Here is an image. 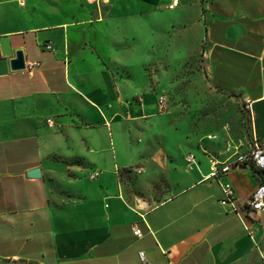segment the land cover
I'll return each mask as SVG.
<instances>
[{"label": "crops", "instance_id": "1", "mask_svg": "<svg viewBox=\"0 0 264 264\" xmlns=\"http://www.w3.org/2000/svg\"><path fill=\"white\" fill-rule=\"evenodd\" d=\"M171 1L0 0V264H264V210L239 211L257 170H230L238 213L221 204L209 161L233 156L175 120L162 133L174 143L144 139L164 116L118 71L135 68V22L176 10L164 36L194 34L208 83L250 101L264 141V0Z\"/></svg>", "mask_w": 264, "mask_h": 264}, {"label": "rangeland", "instance_id": "2", "mask_svg": "<svg viewBox=\"0 0 264 264\" xmlns=\"http://www.w3.org/2000/svg\"><path fill=\"white\" fill-rule=\"evenodd\" d=\"M141 18V22L133 26L137 31L133 42L129 40L134 45V53H131L134 57L130 60L135 68L132 73L121 72L122 68L118 71L122 78L134 83L138 91L136 97L147 93L152 105L151 117L164 116V119H150L144 139L153 144L157 141L174 143V137L167 136L165 140L162 133H167L175 120L176 126L186 131L187 142L195 141L206 150L216 149L226 156L246 151L250 133L249 124L245 125L241 113L242 104L208 83L194 34L183 36L182 42L178 41V36H164L165 30L170 29L169 19L180 18L179 12L169 10L149 20ZM144 28L145 40L142 38ZM158 95L166 98L164 112H157L154 107Z\"/></svg>", "mask_w": 264, "mask_h": 264}, {"label": "built area", "instance_id": "3", "mask_svg": "<svg viewBox=\"0 0 264 264\" xmlns=\"http://www.w3.org/2000/svg\"><path fill=\"white\" fill-rule=\"evenodd\" d=\"M177 4V0H172L170 4H168V8H173ZM47 49H51L50 44L45 46ZM37 65L36 62H27L25 64V68L30 71ZM156 110L157 112H164L166 109V98L164 95H158L156 102ZM242 107L248 113L250 112V101L248 99L243 101ZM250 119V113H249ZM47 123H52V118L46 119ZM211 138L215 136H210ZM210 177H216L219 186L221 188L222 196L220 198V203L223 205H229L231 210L235 213H238L237 208L234 206V188L231 183L225 179L227 173L233 168L241 167L243 165H251L257 171H262L264 173V141L258 140L255 136H250V143L246 151L236 153L232 160L227 162H220L215 158L210 159ZM186 164L187 166H191L195 164L194 156L192 153H188L186 155ZM130 171L135 173L140 172L141 168H129ZM96 174L90 175V178H93ZM264 210V180L261 181L256 188L252 191L250 196L245 201L244 205L239 210L244 216H252L257 211ZM248 230V228L246 227ZM132 232L136 236H140V231L133 226ZM250 233V231H248ZM138 256L140 260L145 263L144 252H139Z\"/></svg>", "mask_w": 264, "mask_h": 264}, {"label": "water", "instance_id": "4", "mask_svg": "<svg viewBox=\"0 0 264 264\" xmlns=\"http://www.w3.org/2000/svg\"><path fill=\"white\" fill-rule=\"evenodd\" d=\"M10 66L12 69H23L24 68V60L22 53L20 51L16 52L15 58L11 60ZM38 169H32L28 171V175L34 176L37 175ZM257 175L261 178V180H264V173L262 171H257Z\"/></svg>", "mask_w": 264, "mask_h": 264}, {"label": "trees", "instance_id": "5", "mask_svg": "<svg viewBox=\"0 0 264 264\" xmlns=\"http://www.w3.org/2000/svg\"><path fill=\"white\" fill-rule=\"evenodd\" d=\"M216 88H217L218 90H220V91L226 93L227 95H229V96H231V97H234V99H235L237 102H239L238 96H236V95L232 94L231 92L226 91V90H224V89H222V88H220V87H216ZM241 113H242V116L244 117L245 125L247 126V124H249V113H248L246 110H244L243 107H241ZM252 167H253V166H252ZM253 168H254V167H253ZM254 169H255V168H254ZM120 174H121V172H120Z\"/></svg>", "mask_w": 264, "mask_h": 264}]
</instances>
